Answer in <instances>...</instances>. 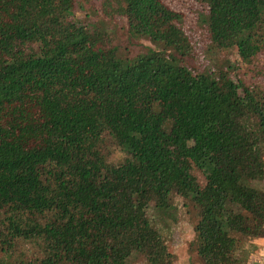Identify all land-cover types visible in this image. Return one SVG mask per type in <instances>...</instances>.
Returning a JSON list of instances; mask_svg holds the SVG:
<instances>
[{
  "label": "trees",
  "instance_id": "trees-1",
  "mask_svg": "<svg viewBox=\"0 0 264 264\" xmlns=\"http://www.w3.org/2000/svg\"><path fill=\"white\" fill-rule=\"evenodd\" d=\"M199 1L204 71L186 64L195 45L163 0L100 1L158 47L134 56L101 19L76 18L77 0H0V264H173L148 215L173 194L197 211L204 264H246L264 238L251 184L264 178V87L213 60L264 52V0Z\"/></svg>",
  "mask_w": 264,
  "mask_h": 264
},
{
  "label": "rangeland",
  "instance_id": "rangeland-1",
  "mask_svg": "<svg viewBox=\"0 0 264 264\" xmlns=\"http://www.w3.org/2000/svg\"><path fill=\"white\" fill-rule=\"evenodd\" d=\"M101 0H77V5L74 10V16L82 20L100 21L107 26L115 38V43L119 45L121 50L128 47L129 55L134 56L140 52L144 46L158 48L156 44L149 42L142 38L131 36L128 32L127 21L120 15L112 17H105L100 11ZM171 9L178 11L183 16V27L189 34L192 42L195 45L196 55L194 58H187L186 64L194 66L199 70H206L211 67L208 59L205 57L204 49L209 44L208 33L206 27L199 21V14L206 11L205 4L199 0H163ZM103 18V19H102ZM214 57V64H222L223 62H230L235 67L231 71L235 77H240L245 83L249 85H260L264 87V52L253 57L249 61L242 60L235 48L222 49L216 52ZM105 136V143L108 146L107 160L111 163H119L125 157V154L115 145L107 136ZM194 174L199 176L201 184L204 179L199 172L192 169ZM252 185L264 189V178L262 180H253ZM148 215L152 220L154 226L162 234L167 242L168 250L173 254V264H204L197 256L194 245V225L198 219L197 211L192 204L177 194H173L169 208L166 212L158 211L153 205L148 210ZM255 238L247 242V248L250 253L244 255L246 264H262L255 257L253 248L260 247L261 241ZM130 264H146V262L138 256H133L130 259Z\"/></svg>",
  "mask_w": 264,
  "mask_h": 264
},
{
  "label": "crops",
  "instance_id": "crops-1",
  "mask_svg": "<svg viewBox=\"0 0 264 264\" xmlns=\"http://www.w3.org/2000/svg\"><path fill=\"white\" fill-rule=\"evenodd\" d=\"M256 240H259L261 241V245L260 247L256 248V246L252 249L253 251L252 252H255V257L256 259L261 260V262H264V239H256ZM255 264V263H254ZM259 264V263H258ZM264 264V263H262Z\"/></svg>",
  "mask_w": 264,
  "mask_h": 264
}]
</instances>
